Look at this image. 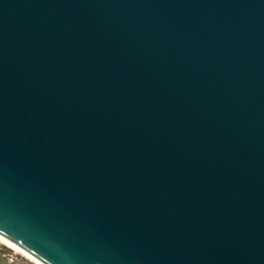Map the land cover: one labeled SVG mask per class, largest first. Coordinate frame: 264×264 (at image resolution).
I'll list each match as a JSON object with an SVG mask.
<instances>
[{
	"label": "water",
	"instance_id": "water-1",
	"mask_svg": "<svg viewBox=\"0 0 264 264\" xmlns=\"http://www.w3.org/2000/svg\"><path fill=\"white\" fill-rule=\"evenodd\" d=\"M0 242L264 264V0H0Z\"/></svg>",
	"mask_w": 264,
	"mask_h": 264
},
{
	"label": "rangeland",
	"instance_id": "rangeland-1",
	"mask_svg": "<svg viewBox=\"0 0 264 264\" xmlns=\"http://www.w3.org/2000/svg\"><path fill=\"white\" fill-rule=\"evenodd\" d=\"M0 264H32L0 242Z\"/></svg>",
	"mask_w": 264,
	"mask_h": 264
}]
</instances>
